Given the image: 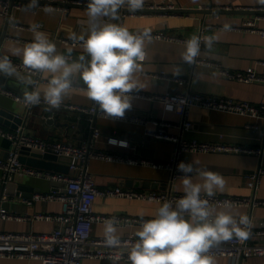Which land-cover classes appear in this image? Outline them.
I'll return each mask as SVG.
<instances>
[{"label": "crops", "instance_id": "crops-1", "mask_svg": "<svg viewBox=\"0 0 264 264\" xmlns=\"http://www.w3.org/2000/svg\"><path fill=\"white\" fill-rule=\"evenodd\" d=\"M74 1L88 0H38L36 7H30V0H15L23 9L11 10L10 21L0 15V56H8L21 62L20 57L13 55L15 48H22L31 42L33 25H39L40 30L45 32L49 39L56 45L57 51L71 55L76 58L82 54L81 47L65 46L59 38L69 39L72 33L77 35L87 32L89 27L87 17V6L74 4ZM13 3V0H11ZM145 6H154L155 9L148 10L145 15H131L134 12H123L120 10L119 19L114 23L122 21V25L131 32L147 30L149 33L164 32L178 36L180 39L188 40L191 36H200L204 27L205 36H214L213 48L201 49V57L215 65H219L231 71H246L254 68L258 73L264 74V36L257 32L241 30L240 27L258 17L257 27L264 30V6L259 5L256 0H145ZM47 9V10H46ZM228 9V10H227ZM254 9V10H253ZM165 10L166 12H155ZM124 14L127 16L123 17ZM229 25V30H224V25ZM6 34V37H4ZM69 50L71 52L69 53ZM185 43L167 42L151 39L146 42V59L142 63V71L138 77L146 88L133 90L148 95L165 93H194L209 96L231 98L238 101H246L252 104L264 103V84H245L223 78L218 67L199 66L188 64L183 61L182 54ZM179 71V75L174 73ZM179 77L187 79L190 83L179 86L168 78ZM4 75H0L3 77ZM47 79V76L44 75ZM6 83L12 87H3L22 95L24 85L15 78L7 77ZM46 84L39 89L43 90ZM131 107L125 111L130 116L143 117L148 120L147 124H135L123 121L97 118L95 127L102 132L99 139L93 138L92 124L85 115L70 112L60 107L51 112L45 111L44 104L35 106L31 115L27 117V110L22 104L17 103L0 94V109H6L9 115L20 117L22 125L15 128L14 119L4 117V123L0 127L6 132H14L19 128L36 138L45 141H63L77 147L92 145L94 149L120 154L124 157H133L142 160L156 162H171L177 158L176 146L172 142L156 139L147 135L149 131H155L157 126L153 121H165L176 125L169 128L173 135H179L186 140H197L208 143H226L230 145L249 148H260L264 144V120L242 117L235 114L192 108L188 121L193 124L189 131H182L180 126L184 119L178 115L173 108L162 103L136 99L130 97ZM71 105L91 107L93 102L88 99L85 85L78 78L73 79V86L68 97L64 101ZM248 125L258 126V129L248 128ZM114 137L127 143V146L117 147L108 143V138ZM11 143L0 136V157L9 154ZM23 157H29L23 155ZM179 163H191L196 169H206L221 174L225 181L223 192H217L223 196H237L256 198L264 201V175L255 192L249 188L247 181L251 175L260 168L264 161L256 155L246 154H198L181 153L178 156ZM179 165V164H178ZM60 164V167H64ZM89 173L100 189L110 187H122L134 191H158L183 193L182 175L177 169H154L142 165H129L126 163L108 162L94 159L89 163ZM139 170L145 172V177L159 181L158 189L128 188L122 179V170ZM44 170V169H41ZM48 171V170H47ZM0 172V189L1 177ZM194 182H200L193 174ZM14 183L17 187L11 189L12 194H6L9 201L6 207L12 213L26 217L23 221H1L0 229L7 232L51 233L55 228V222L39 221L35 219L37 214L59 215L63 211L60 202L36 201L32 206L23 202V198H32L38 193H50L61 188L58 183L45 179L16 178ZM22 186L23 191L18 187ZM163 187L165 189H163ZM40 190V192L38 191ZM29 195V196H23ZM161 205L158 202L137 201L121 198H98L94 204V212L103 215H125L144 219L154 217L156 209ZM223 210L222 208H217ZM233 215H248L251 224L256 226L264 221V206L254 209L251 207L231 208ZM139 227H120L119 235H135ZM95 236L103 235V224L94 227ZM264 243V241L262 242ZM229 259H216V264H229ZM0 264H43L41 261L3 259ZM83 264H123L115 261L84 260ZM243 264H264V257H252L246 259Z\"/></svg>", "mask_w": 264, "mask_h": 264}, {"label": "built area", "instance_id": "built-area-1", "mask_svg": "<svg viewBox=\"0 0 264 264\" xmlns=\"http://www.w3.org/2000/svg\"><path fill=\"white\" fill-rule=\"evenodd\" d=\"M88 1H74V4L87 6ZM20 11L23 6L20 4L11 3V0H0V15L4 18L10 17L11 10ZM155 9L154 6H144L131 15H145L146 11ZM122 11L128 9L122 8ZM228 10V9H227ZM254 10V9H253ZM259 10L263 14L264 11ZM127 16L124 14L123 17ZM258 17L254 20L245 22L241 30L253 31L264 36V30H259L257 27ZM112 22L113 21H107ZM122 25V21H119ZM209 27H204L201 30L200 38L202 41L201 49L206 38L205 31ZM151 39L163 40L167 42H181L186 40L178 38L176 35L167 34L164 32L150 33ZM62 44L71 47H80L71 39L59 38ZM73 58V57H72ZM12 63L21 73H29L22 62L11 59ZM264 66V63H261ZM195 67L211 66L218 67L220 75L228 80L237 81L245 84H264V74L258 73L254 68H249L246 71H231L219 65L203 59L201 55L197 57ZM35 83L38 87L47 83L44 75H33ZM161 78H168L179 86H185L190 82L187 79L172 77L169 78L161 75ZM0 94L17 103L22 104V97L15 92L0 85ZM130 97L143 99L154 103H162L174 109V111L183 117L184 122L180 126L182 131H189L193 128V124L188 121V116L192 108L198 107L205 110L235 114L242 117L264 120V103L252 104L246 101H238L231 98L209 96L201 93H165L148 95L138 91L129 93ZM44 104V103H41ZM40 104V105H41ZM45 105V104H44ZM31 108H26L27 117L31 115ZM67 111L85 115L92 124L93 138L99 139L102 137V132L95 127L97 118L110 119L114 121L130 122L135 124H147L148 120L143 117L130 116L124 114L123 117H106L99 111L98 106L93 103L91 107H83L71 105L63 102L61 105ZM157 126L155 131H149L147 135L150 137L172 142L176 146L177 158L171 162H156L150 160H142L133 157H124L116 153H108L99 151L93 148L92 145H83L81 147L59 141H45L26 134L22 128L14 132H6L0 127V136L7 139L11 143V149L7 159L0 158V172L2 174L0 189V220L1 221H23L26 217L12 213L6 207L9 197L6 194L7 185L14 182L16 178H35L45 179L61 185V188L51 191L50 193H38L32 198H23V202L32 206L36 201L44 202H60L63 205V211L59 215L37 214L36 220L55 222L56 228L51 233H36L28 232H7L0 229V258L10 260H34L41 261L43 264H83L84 260H101L115 261L123 264H129L127 260V249L109 248L104 243V236H95L94 227L97 224H104L106 219L116 217L120 222V227H139L141 222L140 217L125 216V215H103L94 212V204L98 198H121L137 201H149L162 203L164 201H175L181 198L184 194L173 192H158V191H134L124 189L122 187H110L100 189L91 174L89 173V163L94 159L104 160L108 162L126 163L129 165H142L154 169H177L179 161L178 156L181 153H198V154H246L262 157L264 154V144L260 148H249L243 146L230 145L226 143H208L197 140H186L179 135H173L169 132V128L177 127L165 121H153ZM248 128L258 129V126L248 125ZM108 143L111 146L124 147L127 143L114 137L108 138ZM28 149L38 151L42 155L51 154L57 157H66L71 159L69 165V174H62L53 171L41 170L23 164L20 160L21 151ZM264 175V166L261 162L260 168L256 173L251 175L247 181L249 188L257 192L260 178ZM204 198H208L217 208H222L223 202L231 203V208L236 207H251L252 209L264 206V201H259L255 197H237L223 196L216 194L209 198L202 193ZM119 227V228H120ZM250 235L247 239L241 240L233 238L230 241L224 242L210 250V254L215 259H229V264H243V262L252 257H264V221L249 229ZM125 243L135 242L136 236L126 234L120 236ZM119 256V260L115 257Z\"/></svg>", "mask_w": 264, "mask_h": 264}, {"label": "clouds", "instance_id": "clouds-1", "mask_svg": "<svg viewBox=\"0 0 264 264\" xmlns=\"http://www.w3.org/2000/svg\"><path fill=\"white\" fill-rule=\"evenodd\" d=\"M256 2L264 6V0ZM37 4L38 0H30L29 6ZM144 6L145 0H88L87 32L69 36L83 50L76 58L58 52L40 26L33 25L31 42L15 48L12 54L20 57L22 65L33 75L47 76L43 90L33 79L19 73L6 55L0 56V75L15 78L25 86L21 95L24 108L44 103L45 111L59 109L69 95L73 79L78 78L85 85L88 99L100 112L106 117H123L131 107L129 93L146 88L137 74L142 71L146 42L151 41V36L147 30L134 33L119 23L107 21L118 20L122 8L136 12ZM229 28L224 25L225 31ZM215 39L206 37L204 47L211 50ZM201 45L199 36L186 40L183 61L195 64ZM179 74V71L174 73ZM178 170L183 173L184 195L175 203L162 202L153 218L141 219L135 242L122 241L116 217L104 221L105 245L113 249L126 248L129 264H216L211 249L234 237L241 240L249 237L248 215H233L228 211L232 207L228 201L223 202V210H218L202 196L203 193L211 198L224 191L226 181L221 174L196 169L193 164L184 162L179 163ZM193 174L200 182H194Z\"/></svg>", "mask_w": 264, "mask_h": 264}, {"label": "water", "instance_id": "water-1", "mask_svg": "<svg viewBox=\"0 0 264 264\" xmlns=\"http://www.w3.org/2000/svg\"><path fill=\"white\" fill-rule=\"evenodd\" d=\"M15 4V0H13V5ZM124 12V10H123ZM127 12V11H125ZM148 12V11H146ZM155 12H166L165 10H159V11H155ZM12 14V12H11ZM8 20L10 21V17L8 18ZM6 37V34L5 36ZM19 72V71H18ZM21 73V72H19ZM23 75H26L28 77H30L31 79H33L35 81V78L33 75L29 74V73H21ZM7 80V76H3L0 77V85H5L7 87H12L10 86V84L6 83ZM4 117H9L10 119H14L15 123H16V127L17 128L19 125L23 124V121L20 117L15 116V115H9V113L7 112L6 109L1 110L0 109V123H4ZM9 155V154H8ZM8 155H6L5 157H2L3 159H7ZM23 155L25 156H29V157H23ZM1 158V157H0ZM20 160L23 164L33 167V168H37V169H44V170H48V171H53V172H58V173H62V174H69V165L71 163V159L70 158H66V157H57L55 155H51V154H45L42 155L40 152L38 151H31L28 149H23L21 151V157ZM261 160L264 161V154L261 157ZM60 164H64V167H60ZM123 172V176L122 179L125 181V185L128 188H137V189H158L159 188V181H155L154 179L145 177V172H141L139 170H122ZM17 187V184L12 182L10 184L7 185V194H12L13 191H11V189H14ZM18 189L20 191H23V187L20 186L18 187ZM163 189H165L163 187ZM40 192V190H38ZM23 196H29V195H23Z\"/></svg>", "mask_w": 264, "mask_h": 264}]
</instances>
